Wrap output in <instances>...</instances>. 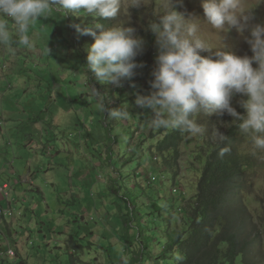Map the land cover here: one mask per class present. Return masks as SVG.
Wrapping results in <instances>:
<instances>
[{
    "label": "rangeland",
    "instance_id": "obj_1",
    "mask_svg": "<svg viewBox=\"0 0 264 264\" xmlns=\"http://www.w3.org/2000/svg\"><path fill=\"white\" fill-rule=\"evenodd\" d=\"M243 3L255 16L253 23H264V0ZM162 4L163 0H146L129 9L125 4L115 18L104 21L53 12L30 28L33 47L18 46L0 56V171L4 161L17 160L31 170L42 169L35 177L41 194L28 190V183L21 186V194L9 191L12 216L0 218V264H150L149 256L159 255L175 234L188 230L197 181L210 148L219 144L211 136L212 125H220L214 115L194 116L207 126L205 135L185 133L176 159L172 151L156 149L163 128L149 126L150 112L135 99L151 91L156 45L148 25L162 14ZM175 10L186 19L205 22L201 0H182ZM95 23L105 29L116 24L133 27L145 42L135 58L143 67L120 88L101 84L86 70L87 51L94 41L73 26ZM218 35L224 44L221 50L251 56L235 31ZM209 39L216 42L214 36ZM214 51L200 55L213 56ZM90 87L104 95L107 107L127 106L130 116L106 117L97 109ZM241 98L234 96L232 106L243 115ZM220 119L231 123L232 118ZM233 126L225 124L219 130L226 134ZM238 149L252 163L243 205L251 216L263 217L264 150L254 152L248 137ZM71 194L80 199L71 201ZM5 201L0 192L2 207ZM28 203L32 208L25 211ZM8 232L15 243L5 242ZM259 235L262 246L246 256L249 264H264V228ZM8 249L13 257L6 254ZM235 264H244L241 256Z\"/></svg>",
    "mask_w": 264,
    "mask_h": 264
},
{
    "label": "clouds",
    "instance_id": "obj_2",
    "mask_svg": "<svg viewBox=\"0 0 264 264\" xmlns=\"http://www.w3.org/2000/svg\"><path fill=\"white\" fill-rule=\"evenodd\" d=\"M181 3L182 0H163L162 14L148 25L155 36V67L151 72V91L137 94L135 104L150 112L152 128L203 136L208 132L207 126L193 117L214 115L220 126L212 125L211 136L220 145L228 137L219 129L228 124L248 137L254 152L264 150V23H253L255 16L245 8L243 0H201L203 24L198 17L186 19L183 12L175 10ZM125 4L127 9L136 8L146 4V0H0V46L9 51L18 46L33 47L30 28L53 12L63 16L72 12L93 20L111 19ZM205 25L216 32L206 30ZM73 27L94 41L87 51L86 70L101 84L120 88L125 80L135 76V69L143 67L135 63L145 43L135 28L116 24L105 29L100 23ZM233 31L248 45L251 56L221 50L224 44L218 33ZM210 36L216 38L215 43ZM214 49V58L200 55ZM44 50L49 52L47 46ZM90 94L106 117L130 116L127 106L107 107L104 95L96 88L90 87ZM236 95L242 97L238 103L243 115L232 106ZM224 115L232 118L231 123L220 119ZM229 151L230 148L221 147L219 155L223 157Z\"/></svg>",
    "mask_w": 264,
    "mask_h": 264
},
{
    "label": "trees",
    "instance_id": "obj_3",
    "mask_svg": "<svg viewBox=\"0 0 264 264\" xmlns=\"http://www.w3.org/2000/svg\"><path fill=\"white\" fill-rule=\"evenodd\" d=\"M184 134L163 129L156 144L157 151H172L176 159ZM225 135L228 141L210 148L201 170L188 230L175 234L173 242L159 255L149 256L148 263L235 264L241 256L244 264H249L246 256L261 248L259 231L264 228V216L248 214L241 196L252 164L238 149L246 136L236 126ZM225 146L230 151L221 157L220 149Z\"/></svg>",
    "mask_w": 264,
    "mask_h": 264
},
{
    "label": "crops",
    "instance_id": "obj_4",
    "mask_svg": "<svg viewBox=\"0 0 264 264\" xmlns=\"http://www.w3.org/2000/svg\"><path fill=\"white\" fill-rule=\"evenodd\" d=\"M17 48V47H16ZM7 48H5L4 46H0V56L1 55H7ZM35 119V118H34ZM10 120V119H8ZM6 120V121H8ZM3 121V120H2ZM1 158V155H0ZM4 161V160H1ZM4 166L0 171V181L3 184H7L9 187V191L11 192L12 190H14V194L19 193L21 194L22 187L21 186L24 184L26 185L27 183L29 184V189L30 191L35 190L37 193L41 194V189L37 186L36 182H35V177L37 175V173H41L42 169L39 168L38 171L35 170H31V167L27 168L26 164H22L21 162H19V160H17L16 162H10V161H4ZM72 185V184H70ZM74 187V185H72ZM9 192V194H10ZM72 193V192H71ZM76 193V192H75ZM11 195V194H10ZM11 197V196H10ZM62 197V196H60ZM65 198H67V196H64ZM80 199L79 195L74 194V195H70V200L74 201V200H78ZM52 200V198H51ZM7 201H9V204L12 202L11 199H7ZM5 201V203L7 202ZM43 201H45L43 199ZM14 202V200H13ZM1 204V203H0ZM28 207L24 208L25 211L26 210H30L31 207V203L27 204ZM60 211V209H59ZM83 221V219H81ZM77 221H79L77 219ZM9 227V225H7ZM10 231V230H9ZM71 242L74 243V240L72 241V239H70ZM5 242L8 243H15V240L12 238L11 233L8 232L7 237H5ZM9 250V249H8ZM71 252H73L72 250H70Z\"/></svg>",
    "mask_w": 264,
    "mask_h": 264
},
{
    "label": "built area",
    "instance_id": "obj_5",
    "mask_svg": "<svg viewBox=\"0 0 264 264\" xmlns=\"http://www.w3.org/2000/svg\"><path fill=\"white\" fill-rule=\"evenodd\" d=\"M9 186L7 184H3L1 187H0V192L3 194L4 198L7 200L9 198ZM7 206L6 207H2L0 205V218H8V217H11L12 216V212L10 210V207H9V201H7ZM6 254L8 256H11L13 257V251L12 250H7L6 251Z\"/></svg>",
    "mask_w": 264,
    "mask_h": 264
}]
</instances>
